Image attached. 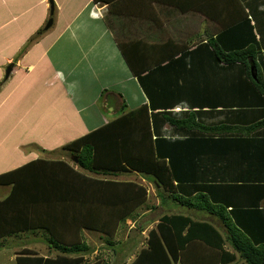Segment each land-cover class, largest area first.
Here are the masks:
<instances>
[{"label":"crops","instance_id":"crops-1","mask_svg":"<svg viewBox=\"0 0 264 264\" xmlns=\"http://www.w3.org/2000/svg\"><path fill=\"white\" fill-rule=\"evenodd\" d=\"M206 1L211 0H196L190 6L188 0H53V24L46 30L50 0H1L0 38L6 40L0 41V174L41 158V150L56 149L107 124L123 110L147 104L150 112L169 111L177 117L196 110L198 124L192 125L195 128L183 148L185 175H181L191 184L189 189L208 192L223 215L183 206L168 195L165 201L151 199L137 211L154 210L138 227L135 218L138 236L117 242L116 253L127 257L132 244L137 252L146 246L149 231L166 213L182 212L209 221L223 232L230 217L233 221L238 217L237 222L257 237L264 235V126L250 134L232 129L250 125L264 112L243 117L235 110L252 103L239 105L235 99L239 90L203 88L208 78L216 77L202 67L204 61L216 62L222 74L227 68L211 56L210 48L188 61L180 57L182 47L194 48L202 38H215L221 24H230L235 16L234 10L223 7L215 10L222 21L208 18L200 9L204 10L201 5ZM243 1L251 22H256V10L262 18L257 23L264 27V0ZM255 31L259 32V26ZM116 38L127 41V53L140 79ZM156 118V124L160 123V116ZM159 129L168 139L184 136L167 122L159 124ZM126 175L117 177L143 179L150 196L153 185L157 195L153 180L138 173ZM8 186L0 185V198ZM92 239L86 236V244L91 245ZM198 247L197 243L193 254L186 251L189 264H214L220 256L218 250ZM226 247L231 249L229 244ZM11 248L7 244L0 250ZM97 251L90 248L85 256ZM136 254L131 253L126 264Z\"/></svg>","mask_w":264,"mask_h":264},{"label":"trees","instance_id":"trees-1","mask_svg":"<svg viewBox=\"0 0 264 264\" xmlns=\"http://www.w3.org/2000/svg\"><path fill=\"white\" fill-rule=\"evenodd\" d=\"M242 1L204 2V6L201 5L204 10L200 9L210 19L222 21L215 12L218 8L234 10L235 16L230 24H221V31L215 38H202L194 48L192 45L182 47L180 57H195L201 49L210 48L211 56L227 68L222 74L216 62L204 61L202 67L216 77L210 76L203 88L239 90L235 98L239 100V105L241 101L247 105L251 102L255 108L238 107L235 111L249 118L253 112H264V27L257 21L251 22ZM194 2L196 0H188L187 5ZM253 13L258 16L256 10ZM258 18V21L262 20L261 16ZM106 23L113 28L109 19ZM255 25L259 26V32L255 31ZM116 39L131 69L140 79L139 70L127 53V41ZM226 40H229L228 43ZM174 114L169 111L150 112L149 106L143 104L133 110L121 111L118 117L107 124L66 143L63 149L75 155L81 169L66 160L50 157L37 158L0 174V185H12L10 194L0 200V239L39 226L31 225L34 217L30 215L28 204L31 209L37 208L40 214L43 207L56 212V204L65 205V210L60 211L62 216L58 222L40 219L43 225L47 224L56 230L50 238L55 244L49 245L58 251L56 256L24 255L19 263L83 264L90 248L85 236H72L76 231L80 233L81 229L100 232L105 242L112 246L118 228L128 218H135L138 209L152 199L147 185L135 180L119 179L117 176L122 174L138 173L153 180L157 196L163 201L168 195L183 206L223 215L208 192L193 191L196 187L189 189L191 184L181 175H185V167L181 166L182 151L195 128L192 125L198 124V112H185L183 117ZM157 115L160 116V123L156 124ZM254 118L255 122L250 125H236L232 129L246 130L250 134L264 126V113ZM166 122L184 136L174 140L164 137L159 124L163 126ZM235 219L233 221L230 217V221H225L226 232H223L209 221L196 220L182 212L166 213L149 231L146 246L137 252L129 264H189L191 258L186 255V251L193 254L197 243L201 245V248L198 247L201 250L211 248L219 251L220 256L215 257L214 264H264V235L257 237L248 226L237 222L238 217Z\"/></svg>","mask_w":264,"mask_h":264},{"label":"rangeland","instance_id":"rangeland-1","mask_svg":"<svg viewBox=\"0 0 264 264\" xmlns=\"http://www.w3.org/2000/svg\"><path fill=\"white\" fill-rule=\"evenodd\" d=\"M1 8H4V5H2L0 7V9ZM51 10H52V8H51ZM31 13H33V12H31ZM259 16L260 15H258L255 18L256 21H258ZM51 17H52V14H51ZM258 22H260V21H258ZM51 27H52V25L49 28H51ZM49 28H46V26H45L44 29L47 30ZM255 28H257L256 25H255ZM0 39H1L0 41L6 40L4 37H1ZM260 65H261V67H263L262 64H260ZM65 144L60 145L56 149L41 150L43 153L41 158H43V159L44 158H50V157L58 158V159L60 158V159L66 160L69 164L73 165L75 168L81 169V167L77 165V160L75 158V155H73V153H71L70 151L63 149V146ZM37 149H39V148H37ZM119 178H128V177L126 174H124V175H120ZM139 179H141V178H139ZM141 180L143 181V179H141ZM141 180H138L137 182L142 183ZM154 188L155 187L153 185V189H151V192H152L151 197H152V200L154 202H157V199H159V197L155 194ZM11 189H12V185H9L7 190H6L5 197L0 198V200L6 198L7 195L10 194ZM42 201H44V200H42ZM34 202H35V204L38 203V201H34ZM45 204L46 203H40L39 205H45ZM28 206H29L31 217L32 216L34 217L33 223L31 225H37L38 224L39 226L38 227L33 226L31 229H29L27 231H21V232H17L14 234H10V235L5 236L4 238L0 239V244L2 246L10 244L12 247L9 250H7V249H1L0 250V264H20L19 259L23 258L22 256H24V255L25 256L28 255V256L55 257L56 254L58 253L57 250H53L49 247L50 244H52V245L55 244V242H53L50 238H51L52 233H55L56 230L54 231V227H48L47 224L43 225L44 223H42L40 219L42 218L44 221H46V219H47L48 221H46V222H54V221L58 222V220L62 216V213H60V211L62 209L65 210V205L62 203L56 204L54 206V208H56V212H54V210L50 209L49 207H43V208H41V214L38 213L37 208L31 209L30 204H28ZM151 211L153 212L154 210L152 208H150V211L146 209V210H142L141 212H138V215H140V213H141V215L136 216L137 218L135 217L137 219V223H136L137 227H138L139 223L143 222L142 221L143 217L147 218V216L151 215V213H150ZM135 218H133V217L128 218L118 228V231L115 235L116 237H114V244L112 246L109 245L107 242L104 243V242H100V240H98V241L96 240L98 238L97 236H101L100 232L89 231L87 229H81L80 233L78 231L74 232V235H72V236H77V235L81 234V235L85 236V238H86V236L91 235L93 239L91 241V245H88V247L89 248L94 247L95 249H99V251L94 252L93 255L92 254L86 255L85 256V262L83 264H126V262L129 261L128 257L131 255V253H133V255H134L137 252L134 250L135 248H132V247H134V244L131 245V249L128 251V256H127V254L125 255L127 257H124L123 255H118L116 253V250L114 251V249L117 248V244L119 242L122 244L124 240H126L127 238L130 239V237H133V235L135 233L138 236V231H136L135 230L136 228L134 227ZM50 224L53 226L52 223H50ZM51 230H53V231H51ZM137 239H138V237H136V240ZM142 241H143V238H142ZM137 243H138V241H137Z\"/></svg>","mask_w":264,"mask_h":264},{"label":"water","instance_id":"water-1","mask_svg":"<svg viewBox=\"0 0 264 264\" xmlns=\"http://www.w3.org/2000/svg\"><path fill=\"white\" fill-rule=\"evenodd\" d=\"M50 4H51V8H52L51 14H53L54 13V2H53V0H50ZM52 23H53V17H51L49 19L48 23L46 24V28H49L52 25ZM12 67H13V65H10V67L7 68V71H6V76L7 77L10 75Z\"/></svg>","mask_w":264,"mask_h":264}]
</instances>
